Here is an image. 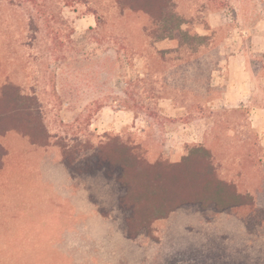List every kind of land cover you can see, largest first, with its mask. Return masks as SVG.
Here are the masks:
<instances>
[{
  "label": "rangeland",
  "instance_id": "obj_1",
  "mask_svg": "<svg viewBox=\"0 0 264 264\" xmlns=\"http://www.w3.org/2000/svg\"><path fill=\"white\" fill-rule=\"evenodd\" d=\"M172 4L182 30L205 37L197 53L156 41L149 16L116 0H0V111L5 85L36 99L35 145L54 150L88 203L75 215L64 180L40 184L34 264H75L66 252L79 250L83 264H264V0ZM116 136L149 164L203 146L248 204L179 208L129 238L130 212L115 207ZM75 234L94 240L66 242Z\"/></svg>",
  "mask_w": 264,
  "mask_h": 264
},
{
  "label": "trees",
  "instance_id": "obj_2",
  "mask_svg": "<svg viewBox=\"0 0 264 264\" xmlns=\"http://www.w3.org/2000/svg\"><path fill=\"white\" fill-rule=\"evenodd\" d=\"M154 1L116 0V4L121 10L147 14L156 27V41L177 40L175 51L185 49L197 53L204 45L205 37L182 30L183 21L176 14L172 0H161L159 5ZM2 98H6V105L3 112L0 111V136L13 130L24 133L32 144H37L33 133L42 135L45 130L40 122V125L36 122V99L21 95L13 85L3 87ZM111 142L115 146L114 170L118 174L113 183L120 189L115 207L118 211L123 208L130 212L126 223L122 224L129 238L149 234L154 221L166 218L179 208L190 207L202 213H222L248 204L244 201L246 196L237 192L234 184L217 177L211 153L203 146L190 148L179 163L149 164L138 156L134 147L122 142L120 137H114ZM105 146L101 144L96 150L95 157L101 165L106 162L103 157ZM3 154L0 147V159ZM68 168L71 169V164Z\"/></svg>",
  "mask_w": 264,
  "mask_h": 264
},
{
  "label": "crops",
  "instance_id": "obj_3",
  "mask_svg": "<svg viewBox=\"0 0 264 264\" xmlns=\"http://www.w3.org/2000/svg\"><path fill=\"white\" fill-rule=\"evenodd\" d=\"M0 147L4 151L0 159V264H34L31 258L42 253L37 229L40 184L56 187L64 180L68 197L78 200L70 209L75 215L88 210L86 194L74 187L54 150L32 144L15 131L0 136ZM83 240L94 238L90 234L66 235V242ZM88 252L67 251L66 255L72 256L75 264H83L81 256ZM69 263L73 261H66Z\"/></svg>",
  "mask_w": 264,
  "mask_h": 264
}]
</instances>
